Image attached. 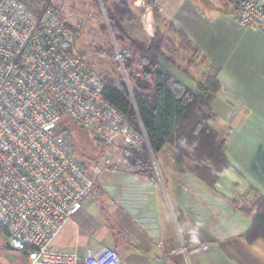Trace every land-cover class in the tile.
<instances>
[{
    "label": "crops",
    "instance_id": "crops-1",
    "mask_svg": "<svg viewBox=\"0 0 264 264\" xmlns=\"http://www.w3.org/2000/svg\"><path fill=\"white\" fill-rule=\"evenodd\" d=\"M132 1L119 42L147 49L160 40V65L193 91L217 74L221 89L205 101L229 168L210 188L169 144L152 156V180L105 167L99 199L64 226L54 250L84 256L110 248L120 264H264V239L248 240L251 220L241 211L264 196V31L238 26L234 0H144L154 6L146 30Z\"/></svg>",
    "mask_w": 264,
    "mask_h": 264
},
{
    "label": "built area",
    "instance_id": "built-area-1",
    "mask_svg": "<svg viewBox=\"0 0 264 264\" xmlns=\"http://www.w3.org/2000/svg\"><path fill=\"white\" fill-rule=\"evenodd\" d=\"M235 4L239 27L264 31V0ZM132 5L150 29L154 6ZM106 85L55 8L37 14L22 0H0V234L26 264H120L110 248L84 256L53 248L64 226L100 197L102 167L76 159L69 125L109 147L150 148L145 131L106 99Z\"/></svg>",
    "mask_w": 264,
    "mask_h": 264
},
{
    "label": "trees",
    "instance_id": "trees-1",
    "mask_svg": "<svg viewBox=\"0 0 264 264\" xmlns=\"http://www.w3.org/2000/svg\"><path fill=\"white\" fill-rule=\"evenodd\" d=\"M22 1L37 14L53 3V0ZM102 3L111 29L118 33L116 40H124L126 33L123 23L132 19L129 0H116L113 3L112 0H102ZM75 34L77 41L76 30ZM161 43L154 39L144 49L132 41L130 47L120 54L126 73L130 74L131 57L135 56L139 69L136 74V87L129 89L125 84L120 87L106 85L103 91L106 99L126 114L130 125L138 131L143 129L149 140L150 148L142 151L124 146L123 171L152 180V156H156L169 144L178 150L180 157H188L194 163L190 171L213 188L222 173L229 168L224 154L226 140L212 126L213 111L205 101L206 95L217 93L221 89L217 74L206 75L198 83L197 91L189 89L160 65L158 55L161 52ZM100 53L106 54L103 51ZM110 55L116 56L114 52H110ZM69 140L76 159L86 165L78 156L79 150L75 146L74 137ZM98 144L103 149L109 147L99 142ZM188 149H192V153ZM104 151L105 149L101 155ZM82 155L85 161L86 154ZM241 211L251 220L245 233L248 240L251 242L258 238L264 239V196H258L251 206H244ZM23 254L27 259L26 254Z\"/></svg>",
    "mask_w": 264,
    "mask_h": 264
},
{
    "label": "rangeland",
    "instance_id": "rangeland-1",
    "mask_svg": "<svg viewBox=\"0 0 264 264\" xmlns=\"http://www.w3.org/2000/svg\"><path fill=\"white\" fill-rule=\"evenodd\" d=\"M113 2H116V0H112ZM234 2L236 3V0ZM49 6L55 8L62 18L78 32L77 48L94 65L98 73L103 76L106 84L119 86L128 84L129 89L136 87V74L139 69L135 63V56L131 57L132 74L126 73L122 62L117 59V54H120L126 48L128 49L130 43L128 41L117 43L118 33L111 31V28L108 29V15L102 0H53L52 5ZM101 49L114 52L116 56L113 57L110 54L104 56L100 53ZM192 57L196 60L195 55H192ZM210 73L214 74L215 72L211 71ZM63 128H66L64 123ZM68 129L65 131V137L68 140L74 137L81 161L100 166L102 171L107 162H109V166H122L123 169L124 146H120L121 148L118 146L105 147V153L101 155L104 149L102 146L99 147L98 142L93 139L88 131L82 130L73 124L69 125ZM188 151L192 153V149H188ZM82 153L86 154L87 159L85 161ZM106 173L107 171H103V174ZM102 177L103 175L100 179ZM99 236L96 235V240H99ZM7 243V238L0 234V264L21 263L25 256L15 250L7 249Z\"/></svg>",
    "mask_w": 264,
    "mask_h": 264
},
{
    "label": "water",
    "instance_id": "water-1",
    "mask_svg": "<svg viewBox=\"0 0 264 264\" xmlns=\"http://www.w3.org/2000/svg\"><path fill=\"white\" fill-rule=\"evenodd\" d=\"M6 248L9 249V250H14V248L8 243L6 244Z\"/></svg>",
    "mask_w": 264,
    "mask_h": 264
}]
</instances>
